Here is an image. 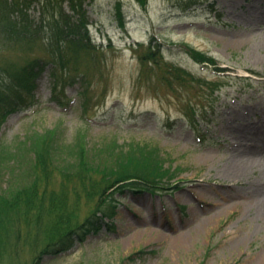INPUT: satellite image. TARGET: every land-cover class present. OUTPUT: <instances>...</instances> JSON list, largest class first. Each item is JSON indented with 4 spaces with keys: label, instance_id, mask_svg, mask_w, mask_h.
<instances>
[{
    "label": "rangeland",
    "instance_id": "obj_1",
    "mask_svg": "<svg viewBox=\"0 0 264 264\" xmlns=\"http://www.w3.org/2000/svg\"><path fill=\"white\" fill-rule=\"evenodd\" d=\"M83 6L101 52L100 77L87 79L88 122L78 83L50 98L45 73L1 124L0 140L63 127L66 137L82 131L92 143L112 136L149 142L174 158L181 187L126 194L114 231L89 234L42 264H264V0H148L145 7L136 0H84ZM28 13L37 18L39 9L30 6ZM150 35L163 43L165 65L220 83L216 100L206 87L169 90L154 73L141 75L147 68L138 53ZM185 45L213 55L228 71L196 62ZM192 106L206 111L208 127L193 131L186 123ZM249 155L259 159L255 170L235 173ZM7 182L2 175L0 187Z\"/></svg>",
    "mask_w": 264,
    "mask_h": 264
},
{
    "label": "trees",
    "instance_id": "obj_2",
    "mask_svg": "<svg viewBox=\"0 0 264 264\" xmlns=\"http://www.w3.org/2000/svg\"><path fill=\"white\" fill-rule=\"evenodd\" d=\"M136 1L145 7L148 0ZM83 2L0 0V126L20 102L34 94L45 73L50 98L57 90L64 94L78 83L79 106L87 121L85 112L92 101L87 79L91 83L96 73L100 77L101 52L92 43ZM30 6L38 7L37 18L30 17ZM117 12L123 27L120 3ZM185 47L196 62L218 73L227 70L213 55ZM138 60L147 68L140 74L154 73L165 88L206 87L216 100L220 83L195 79L187 70L165 65L163 43L154 35L139 51ZM204 113L198 114L193 106L185 113L193 131L200 130L201 123L209 126L212 120ZM65 133V128L56 127L24 140H0V177H8L6 187H0V264H12L7 260L42 264L46 256L88 234L114 231L118 206L126 194L164 193L181 187V168L156 144L134 139L119 142L115 136L92 143L82 131L71 138ZM83 211L87 214L81 218ZM25 253L30 256L27 261Z\"/></svg>",
    "mask_w": 264,
    "mask_h": 264
},
{
    "label": "bare ground",
    "instance_id": "obj_3",
    "mask_svg": "<svg viewBox=\"0 0 264 264\" xmlns=\"http://www.w3.org/2000/svg\"><path fill=\"white\" fill-rule=\"evenodd\" d=\"M248 157L249 162H243L244 160H241L242 162L236 164V167L234 168L235 173H249L250 171L255 170L256 165L260 163L259 159L255 157V155H249Z\"/></svg>",
    "mask_w": 264,
    "mask_h": 264
}]
</instances>
